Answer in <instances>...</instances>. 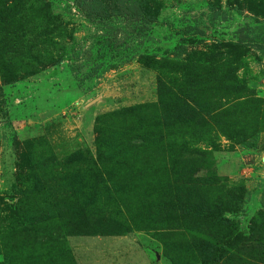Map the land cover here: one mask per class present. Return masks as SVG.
I'll return each mask as SVG.
<instances>
[{"label": "rangeland", "instance_id": "rangeland-1", "mask_svg": "<svg viewBox=\"0 0 264 264\" xmlns=\"http://www.w3.org/2000/svg\"><path fill=\"white\" fill-rule=\"evenodd\" d=\"M0 0V264H264V0Z\"/></svg>", "mask_w": 264, "mask_h": 264}, {"label": "trees", "instance_id": "trees-1", "mask_svg": "<svg viewBox=\"0 0 264 264\" xmlns=\"http://www.w3.org/2000/svg\"><path fill=\"white\" fill-rule=\"evenodd\" d=\"M112 2L108 7H102L101 5L86 6V9L92 18H98L104 20L108 16L121 14L128 15L133 21H142L141 31L147 28V25L154 21L151 16L145 15L141 9H139L138 3L133 0H111Z\"/></svg>", "mask_w": 264, "mask_h": 264}]
</instances>
